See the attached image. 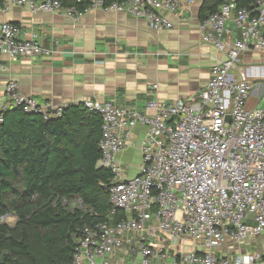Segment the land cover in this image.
Here are the masks:
<instances>
[{
    "label": "built area",
    "instance_id": "built-area-1",
    "mask_svg": "<svg viewBox=\"0 0 264 264\" xmlns=\"http://www.w3.org/2000/svg\"><path fill=\"white\" fill-rule=\"evenodd\" d=\"M202 0H3L0 12L26 7L32 13H61L77 22L92 10L126 13L156 31L174 28L173 18ZM204 18L199 32L225 59L212 67L198 94L174 102L151 99L145 112L112 102L85 101L102 117L99 167L112 173L109 220L86 226L70 264H111L117 252L141 264H264V250L219 256L232 246L264 237V85L239 73L241 57L264 52V0L250 11L237 0H222ZM235 18L237 34L229 21ZM22 28L0 24V72L4 58H41L55 54ZM258 82V83H256ZM159 85H153L158 89ZM3 112L22 108L44 119L62 115L65 106L26 95L15 80L5 85ZM258 99L248 109L250 97ZM229 117L231 120H229ZM146 128L138 174L127 177L119 157L133 130ZM191 242L195 250L171 255L172 245Z\"/></svg>",
    "mask_w": 264,
    "mask_h": 264
},
{
    "label": "crops",
    "instance_id": "crops-1",
    "mask_svg": "<svg viewBox=\"0 0 264 264\" xmlns=\"http://www.w3.org/2000/svg\"><path fill=\"white\" fill-rule=\"evenodd\" d=\"M205 1L173 18L174 28L165 31H156L132 15L102 10L89 11L77 22L61 13H32L26 7L0 12V24L9 21L19 25L23 38L35 39L55 52L16 61L4 58L8 71L0 72V106L8 100L5 85L9 80L19 82L26 95L57 106L95 100L145 112L151 99L171 103L198 94L209 82L212 67L226 58L202 41L199 26ZM229 26L237 32L234 17ZM256 62L264 63V52L246 53L241 64L247 68L239 67V73L261 82L264 67L255 66ZM155 84L159 85L156 90ZM146 132L137 126L119 157L128 178L138 174ZM259 241L232 246L218 254L234 256L264 250V241ZM193 250L191 242L172 245L171 255ZM109 259L111 264H141L124 252Z\"/></svg>",
    "mask_w": 264,
    "mask_h": 264
},
{
    "label": "trees",
    "instance_id": "trees-1",
    "mask_svg": "<svg viewBox=\"0 0 264 264\" xmlns=\"http://www.w3.org/2000/svg\"><path fill=\"white\" fill-rule=\"evenodd\" d=\"M76 2L62 0L66 7ZM257 2L237 0L250 11ZM222 3L206 0L202 20ZM3 118L0 264H70L83 228L110 216L112 173L98 166L102 117L81 103L49 119L22 108L3 112Z\"/></svg>",
    "mask_w": 264,
    "mask_h": 264
},
{
    "label": "rangeland",
    "instance_id": "rangeland-1",
    "mask_svg": "<svg viewBox=\"0 0 264 264\" xmlns=\"http://www.w3.org/2000/svg\"><path fill=\"white\" fill-rule=\"evenodd\" d=\"M244 55L245 54H243V56L241 57V61L243 60V58H244ZM259 56V55H258ZM257 60H259V61H262L263 59L261 58V59H257ZM255 66H258V67H264V63L262 62H260V63H258V62H256L255 63ZM241 68L242 69H246L247 67H246V65H245V63H242L241 65H240V70H241ZM239 70V69H238ZM259 82V83H258ZM258 82H256V83H258V84H261V85H264V78H262L261 79V82L260 81H258ZM257 101H258V99H255L253 96H251L250 97V100H249V104H248V109H250V108H252L253 107V105L255 104V103H257ZM134 156V155H133ZM132 156V157H133ZM131 157V158H132ZM137 162H138V160H134V163H136L137 164ZM75 204V203H74ZM6 220L9 222V223H11V224H14L15 223V218L14 217H7L6 218ZM264 241V237H261V239H260V241L259 242H263ZM252 244H255V242H252L251 243V245ZM250 246V244H245V246Z\"/></svg>",
    "mask_w": 264,
    "mask_h": 264
},
{
    "label": "water",
    "instance_id": "water-1",
    "mask_svg": "<svg viewBox=\"0 0 264 264\" xmlns=\"http://www.w3.org/2000/svg\"><path fill=\"white\" fill-rule=\"evenodd\" d=\"M13 110H16V109H13ZM229 120H231V118L229 117Z\"/></svg>",
    "mask_w": 264,
    "mask_h": 264
}]
</instances>
